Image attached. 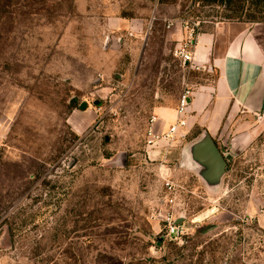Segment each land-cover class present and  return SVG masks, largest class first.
Here are the masks:
<instances>
[{"label":"rangeland","instance_id":"rangeland-1","mask_svg":"<svg viewBox=\"0 0 264 264\" xmlns=\"http://www.w3.org/2000/svg\"><path fill=\"white\" fill-rule=\"evenodd\" d=\"M257 10L0 0V264H264V117L225 97L148 142L156 109L219 82L183 60L186 43ZM204 132L230 168L215 188L188 153Z\"/></svg>","mask_w":264,"mask_h":264},{"label":"crops","instance_id":"crops-1","mask_svg":"<svg viewBox=\"0 0 264 264\" xmlns=\"http://www.w3.org/2000/svg\"><path fill=\"white\" fill-rule=\"evenodd\" d=\"M190 51V64L217 68L220 78L217 84L200 86L191 93L189 113L202 114L212 102L213 106L224 108L227 97L246 112L264 117V22L218 23L199 33ZM155 114L152 129L157 134L166 133L179 119L178 111L170 109L158 108ZM184 118L187 123L190 121L189 116Z\"/></svg>","mask_w":264,"mask_h":264},{"label":"water","instance_id":"water-1","mask_svg":"<svg viewBox=\"0 0 264 264\" xmlns=\"http://www.w3.org/2000/svg\"><path fill=\"white\" fill-rule=\"evenodd\" d=\"M86 107L87 103L80 106L81 109ZM201 135L199 139L190 144L188 153L191 161L196 165L197 173L201 179L209 188H215L220 186L230 168L211 134L204 132ZM181 223V220L175 222L177 225Z\"/></svg>","mask_w":264,"mask_h":264},{"label":"built area","instance_id":"built-area-1","mask_svg":"<svg viewBox=\"0 0 264 264\" xmlns=\"http://www.w3.org/2000/svg\"><path fill=\"white\" fill-rule=\"evenodd\" d=\"M191 45H192V41H188L186 43V45L183 47L182 51L180 52V55L182 56V58L185 62H191L192 61V55H191V51H190ZM190 96H191L190 91H186L182 95V97L179 101L178 110H177L178 115H179V119L164 134V136L166 138L173 139L174 137H176V135H178L180 133V130L187 125V122H186L184 116L186 115L187 110L189 108V97ZM149 136H150V139L148 141L149 144H153L156 140H158L160 138V135L155 133L152 128L149 131ZM166 231H167V234L169 236L171 235V236H175V237H180L184 234L183 227L181 225L175 224V222L172 221V219H167Z\"/></svg>","mask_w":264,"mask_h":264},{"label":"trees","instance_id":"trees-1","mask_svg":"<svg viewBox=\"0 0 264 264\" xmlns=\"http://www.w3.org/2000/svg\"><path fill=\"white\" fill-rule=\"evenodd\" d=\"M204 1L213 2V3L221 1L224 4L229 5V2H231L232 0H204ZM252 1L260 3V2H263L264 0H251V2ZM243 14H245V13L241 12L240 15H238V16L243 17L244 16ZM245 16L249 17L251 20H253V22H264V11H259V10L255 11V12L249 11L246 13ZM157 242H158V244H161L162 239H158Z\"/></svg>","mask_w":264,"mask_h":264}]
</instances>
